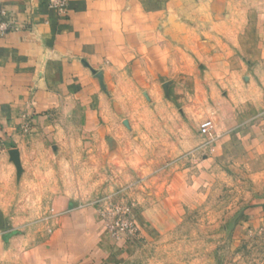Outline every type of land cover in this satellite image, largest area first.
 I'll list each match as a JSON object with an SVG mask.
<instances>
[{"label":"rangeland","instance_id":"1","mask_svg":"<svg viewBox=\"0 0 264 264\" xmlns=\"http://www.w3.org/2000/svg\"><path fill=\"white\" fill-rule=\"evenodd\" d=\"M179 6V16L167 9L113 18L125 26L131 58L146 60L130 67L140 70L135 77L145 79L146 93L124 105L114 101L110 153L97 146L106 155L89 170L75 147L76 170L61 181L76 190L67 195L71 208L93 209L96 228L89 233L124 245V257L113 264H264V222L249 221V209L264 204V166L248 155L250 146L234 141L264 122V35L255 43L239 35L226 48L213 39L203 46L212 36L203 34L208 19L181 16L192 6L185 0ZM154 82L162 85L160 95L149 96ZM98 118L113 117L103 111ZM20 119L28 121L25 114ZM205 121L212 128L202 134ZM5 134L0 129V158ZM37 206L0 208V264H67L70 250L58 236L66 228L60 219L73 210Z\"/></svg>","mask_w":264,"mask_h":264},{"label":"crops","instance_id":"2","mask_svg":"<svg viewBox=\"0 0 264 264\" xmlns=\"http://www.w3.org/2000/svg\"><path fill=\"white\" fill-rule=\"evenodd\" d=\"M182 1L67 0L64 12L59 13L48 6V0H0V22L6 25L0 27V129L6 132L7 143L0 158V208L16 211L39 208L40 204L43 209L73 210L59 223L66 227L58 237L63 248L70 250L65 251L67 264H113L124 257L123 244H114L96 231L89 233L96 228L93 209L86 205L71 208L69 198L76 190L72 183L61 181L76 170L75 147H80L79 160L89 170L92 163L110 153L108 146L113 145L117 130L114 101L122 104L146 93L145 79L135 77L140 70L130 68L146 65V60L131 58L125 26L113 18L127 11L160 15L167 9L179 16ZM185 2L192 9L181 16L208 19L203 34L212 36L203 39V46L213 39L218 49L226 48L239 35H247L243 39L255 43L257 35H264V0ZM199 2L201 7L194 10ZM161 86L154 82L148 95H160ZM103 99L106 107L101 106ZM103 111L112 115V123L98 118ZM22 114L27 122L22 123ZM248 130L244 138L238 135L234 139L235 143L239 140L235 146H250L247 154L255 157L261 170L264 122ZM97 146H105L106 153ZM11 151L17 154L18 167L11 160ZM249 216L252 224H263L264 204L250 208Z\"/></svg>","mask_w":264,"mask_h":264},{"label":"built area","instance_id":"3","mask_svg":"<svg viewBox=\"0 0 264 264\" xmlns=\"http://www.w3.org/2000/svg\"><path fill=\"white\" fill-rule=\"evenodd\" d=\"M48 6L52 9H55L59 13H63L65 10V7L67 6V0H48ZM6 26L5 24L0 22V27L4 28ZM212 128L211 121H205L201 125V133L207 134Z\"/></svg>","mask_w":264,"mask_h":264},{"label":"water","instance_id":"4","mask_svg":"<svg viewBox=\"0 0 264 264\" xmlns=\"http://www.w3.org/2000/svg\"><path fill=\"white\" fill-rule=\"evenodd\" d=\"M10 154H11V160L18 167V158H17L16 152L15 151H11Z\"/></svg>","mask_w":264,"mask_h":264}]
</instances>
